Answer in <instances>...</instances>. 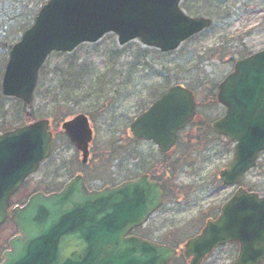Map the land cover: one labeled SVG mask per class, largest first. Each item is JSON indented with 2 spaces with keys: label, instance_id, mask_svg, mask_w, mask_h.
I'll use <instances>...</instances> for the list:
<instances>
[{
  "label": "water",
  "instance_id": "1",
  "mask_svg": "<svg viewBox=\"0 0 264 264\" xmlns=\"http://www.w3.org/2000/svg\"><path fill=\"white\" fill-rule=\"evenodd\" d=\"M179 2L47 0L9 51L3 93L22 99L28 109L38 69L50 51H70L109 32L120 45L139 38L163 52L175 49L211 24L209 17L188 16ZM218 86L216 97L227 109L212 129L236 141L233 158L219 177L234 184L264 149V49L236 61ZM194 115L192 92L174 85L131 121L130 132L152 139L165 152ZM48 123L39 119L0 135V223L10 196L49 154ZM61 126L85 162L92 138L86 116L78 114ZM161 195L159 183L147 175L101 190H89L75 176L60 191L34 193L11 212L18 233L0 264H168L174 248L128 235L160 204ZM232 241L240 245L234 264L264 259V196L236 189L221 213L184 243L183 253L188 264H200L214 247Z\"/></svg>",
  "mask_w": 264,
  "mask_h": 264
},
{
  "label": "rangeland",
  "instance_id": "2",
  "mask_svg": "<svg viewBox=\"0 0 264 264\" xmlns=\"http://www.w3.org/2000/svg\"><path fill=\"white\" fill-rule=\"evenodd\" d=\"M22 6L17 9L22 10ZM180 6L187 13L211 17L212 25L171 53L147 47L138 39L118 45L113 33L95 43H82L71 52H52L39 70L30 105L36 118H49L53 127L60 123L62 114L65 118L78 112L87 114L93 129L92 152L85 166L87 178L103 185L110 180L119 182L130 172H145L165 158L149 142L127 144L128 125L151 102L155 91L160 93L177 83L192 89L197 116L194 124L180 133L176 151L168 158L175 169L161 179L162 207L134 230L151 239L175 242L215 215L232 194L233 188L222 185L217 174L230 161L233 144L207 129L224 113L210 98L235 60L264 48V0H181ZM9 13V8L0 11V39L4 25H9L4 33L10 29ZM4 58L0 56V64ZM66 82L74 88L68 89ZM52 98L60 103H53ZM21 110L18 99L0 94V132L1 126L21 119ZM54 137L51 156L26 180L21 193L60 185L78 167L77 154L65 135L58 131ZM111 155L114 159L110 161ZM257 159V167L241 181L250 184L251 190L264 192V152ZM232 259L233 250L224 247L214 251L204 264H232Z\"/></svg>",
  "mask_w": 264,
  "mask_h": 264
},
{
  "label": "flooded vegetation",
  "instance_id": "3",
  "mask_svg": "<svg viewBox=\"0 0 264 264\" xmlns=\"http://www.w3.org/2000/svg\"><path fill=\"white\" fill-rule=\"evenodd\" d=\"M126 140L128 142L127 144H130V143H134V142L140 141L141 139H135V138H133V137L128 135V137H126ZM130 149H132V148H130ZM78 153L76 151V154H78ZM163 155L165 156V154H163ZM167 156H169V155H167ZM163 166L164 165L157 164L155 167L152 168V170H150V172H153L154 170H161ZM76 173H79V174L82 175V178L84 179V181L86 180L85 183L90 189H92V188L93 189H101V188H103L104 186H107V185H109V186L116 185V183H113V182L112 183H108V184L107 183H103V185L102 184H92L87 179L84 178L85 177V173H87V171H80V167H78V170L75 172V174ZM145 173H147V172H145ZM137 175H139V174H137ZM137 175H135L132 172H130V174L127 173L126 175H124L123 181L124 180L133 179V178L137 177ZM148 175H149V172H148ZM151 177L153 179H155V180L157 179V175L156 174L154 176L151 175ZM50 185H51L50 187L46 186V188H49V190L51 189V187H53V184H50ZM247 188H248V190H250V184L247 186ZM43 191L44 192H50V191H47V190H43ZM52 191H55V190H52ZM27 198H28V195L20 194V192L18 190V191H15V193L10 198V202H8L9 203V205L7 207L8 213H7L6 217L4 218L2 224L0 225V261L2 260V256L1 255L3 254V252L9 246L8 243H9L10 237H12L17 232L16 231V227L13 224L14 222H13V220L11 218L10 213H9L11 211V207H13L15 205H21V204L25 203L24 201H26ZM161 207L162 206L160 205V207L157 209V211L155 213H157ZM200 228L197 229L196 233H198L200 231ZM175 243L176 242H175L174 239L170 240L167 243L168 245L173 246L174 248L178 249V253L171 260L170 264H186L187 260L185 258H183L184 256L181 253L182 252L181 249L179 251V248L182 245V243L179 244V246H178V244H175ZM222 247H230V248L233 247V249H235L236 251L238 249V245H236V243L226 244V245H224Z\"/></svg>",
  "mask_w": 264,
  "mask_h": 264
},
{
  "label": "trees",
  "instance_id": "4",
  "mask_svg": "<svg viewBox=\"0 0 264 264\" xmlns=\"http://www.w3.org/2000/svg\"><path fill=\"white\" fill-rule=\"evenodd\" d=\"M46 0H0V11H5L7 8H9V18L12 19L10 24V29L9 31L6 33V26L9 25H4L3 30H2V34L4 35L1 39H0V56L3 55V57L5 56V52L7 53L8 49L11 47V42H13L16 38L17 35L19 34V32H21V30L25 29L27 26H29L31 24V20H33L35 14L37 13V10L39 9V4H42L43 2H45ZM20 5H24V7L22 6V10L24 8H27V10H29L27 12V10H25V12L23 13L22 10H18L17 6L20 7ZM187 8V7H186ZM191 8L188 6L187 10H190ZM23 14H24V18H23ZM22 19L23 22H19V19ZM13 22L17 23L16 26H13L11 24H13ZM3 24V23H1ZM6 58V56H5ZM5 58L2 59L1 63L5 61ZM2 65V64H0ZM71 80H69L70 82ZM68 87V89H73L74 86H72L71 84H67L66 85ZM76 88V86H75ZM53 101H59L56 98H52V102ZM65 115H62L61 118H63ZM35 117L33 116V114H26L24 107H22L21 110V122L22 123H28L31 122L32 120H34ZM16 123V122H15ZM14 123V125H15ZM14 125L11 126V123L6 124V126L9 128L13 127ZM17 125V124H16ZM4 127V126H3ZM5 128V127H4ZM264 264V263H262Z\"/></svg>",
  "mask_w": 264,
  "mask_h": 264
},
{
  "label": "bare ground",
  "instance_id": "5",
  "mask_svg": "<svg viewBox=\"0 0 264 264\" xmlns=\"http://www.w3.org/2000/svg\"><path fill=\"white\" fill-rule=\"evenodd\" d=\"M1 71V70H0ZM245 176V175H244ZM244 176H242V178H244Z\"/></svg>",
  "mask_w": 264,
  "mask_h": 264
}]
</instances>
